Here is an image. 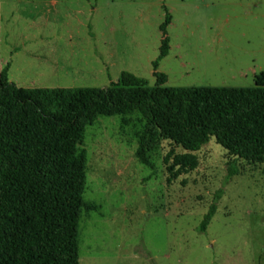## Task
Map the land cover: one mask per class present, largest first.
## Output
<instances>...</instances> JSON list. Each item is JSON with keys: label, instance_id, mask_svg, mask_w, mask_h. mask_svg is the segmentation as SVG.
I'll list each match as a JSON object with an SVG mask.
<instances>
[{"label": "rangeland", "instance_id": "rangeland-1", "mask_svg": "<svg viewBox=\"0 0 264 264\" xmlns=\"http://www.w3.org/2000/svg\"><path fill=\"white\" fill-rule=\"evenodd\" d=\"M167 15V87L251 88L264 71V0H0V69L25 89L106 88L129 72L156 84ZM133 115L89 120L79 264H264V162L229 156L213 138L198 167L168 182L185 151ZM236 174L229 181V168ZM217 210L200 227L215 198Z\"/></svg>", "mask_w": 264, "mask_h": 264}, {"label": "trees", "instance_id": "trees-1", "mask_svg": "<svg viewBox=\"0 0 264 264\" xmlns=\"http://www.w3.org/2000/svg\"><path fill=\"white\" fill-rule=\"evenodd\" d=\"M170 23L167 15L152 87L123 72L103 89H25L9 81V65L0 69V264H79L81 215L97 208L83 197L87 153L78 144L98 115L140 113L146 125L136 156L152 169L145 142L153 127L180 146L185 153L164 158L168 182L194 171L196 153L213 138L229 156L264 162V71L251 88L167 87L158 68L171 49ZM235 174L234 163L226 181Z\"/></svg>", "mask_w": 264, "mask_h": 264}]
</instances>
